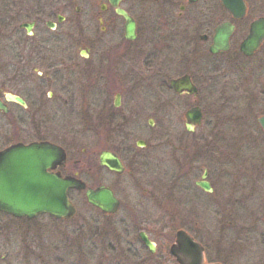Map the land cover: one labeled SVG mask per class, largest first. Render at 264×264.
I'll return each instance as SVG.
<instances>
[{"label":"flooded vegetation","instance_id":"af4514ba","mask_svg":"<svg viewBox=\"0 0 264 264\" xmlns=\"http://www.w3.org/2000/svg\"><path fill=\"white\" fill-rule=\"evenodd\" d=\"M0 1H5L11 9L17 6L32 11L28 22L23 23L27 27H20V32L12 36L8 49L0 48V154L15 146L27 149L39 145L44 152L54 146L64 152L65 159L54 164L49 159L47 173L78 179L87 189L105 187L114 192L118 210L113 214H105L90 205L85 191L69 192V196L72 192L81 193L85 207L99 214L105 228L110 226L117 235L104 249L107 256L103 260L107 264H179L171 248L177 244L181 232L202 247L203 264H234L236 255L231 250L223 254L222 249H212L211 240L226 242L234 234V239L239 241L251 230L210 226L212 219L222 222L231 217L226 212L213 217L206 210L205 198L213 192L214 184L207 170H201L203 174L195 182L197 172L190 162L194 143L186 146L180 141L183 146L177 151H182L185 162L174 157L178 163H175L177 172L172 176V189L165 192L161 189L156 195L131 193V188L137 192L143 185L136 179L138 174H145L157 165L165 167L166 163L155 151L158 145L167 142L161 141L167 133L158 136L149 132L144 123L153 126L159 116L167 120L175 117L171 103L163 102L162 97L167 83L164 78H168L162 74L163 67L169 68L174 61L159 46L172 41L150 38L143 21L148 2L158 4L159 14L175 17L184 31L191 32L188 40L195 42V49L203 47L201 51L206 52V58L224 59L236 52V57L251 60L262 54L259 60L264 63V40L251 56L241 49L252 24L264 21V0H243L245 14L239 19L233 18L221 0H120L116 6L111 0H82V7L88 2L96 10L92 14L87 10L84 15L95 19L96 31L88 30L87 18H82L83 9L75 7L74 2ZM118 9L135 23L132 38L127 36V21ZM218 13L227 18L218 19ZM71 15L76 26L74 34L71 31L62 36L52 35L59 32ZM223 24L233 27L228 47L212 53L217 29ZM65 43L78 47V51L65 50ZM166 48L169 50L170 45ZM195 62L188 60L185 73L168 82L179 97L195 98L188 93L178 94L170 86L172 80L187 75L196 85L190 73ZM204 69L216 72L217 66ZM210 74L204 80L211 81ZM154 141L159 144L154 146ZM105 155L109 156L105 159L108 166L102 164ZM202 183H208L212 192L203 189ZM179 198L178 208L173 206L175 209L170 210L168 206ZM70 200L74 204L71 197ZM189 201L199 202L201 210H187ZM45 218L54 223L70 221L46 213L33 218L15 216L0 208V264H33L34 224ZM99 228L94 224L92 234H98ZM18 239L21 242H14ZM80 246L83 242L77 246L82 256Z\"/></svg>","mask_w":264,"mask_h":264},{"label":"rangeland","instance_id":"374dc122","mask_svg":"<svg viewBox=\"0 0 264 264\" xmlns=\"http://www.w3.org/2000/svg\"><path fill=\"white\" fill-rule=\"evenodd\" d=\"M35 1L55 2L56 0ZM81 1L61 0L59 3L74 2L75 7H81L82 18H87L85 24L88 30L96 31L98 27L95 19L93 20L91 15L84 16L87 10L91 14L96 10L91 9L88 2L82 7ZM157 5L148 2L143 25L146 26L148 36L153 40L172 41L159 43V46L162 52L168 51L169 54L166 56L174 61L169 68L167 65L163 67L162 74L168 78H164L167 83L163 88L162 97L163 102L171 103L170 110L175 117L173 120H167L159 116L153 126L148 122L144 123L149 132L158 133V136L167 133L164 136L165 140L161 141L169 143L158 145L155 151V154L165 159L166 163L165 167L157 165L145 174L144 172L138 174L136 179L143 182V185L137 192L131 188V193L142 196L156 195L161 189L163 192L167 188L172 189V176L177 172L175 163H178L175 159L185 162L182 151H177V148L183 146L184 142L186 146L194 143L190 162L195 168L194 172H197L195 182L202 176L201 170H207L209 180L214 184L213 192L207 194L205 198L208 201L206 210L210 211L213 217L215 214L225 212L231 217L223 219L224 224H219L222 223L221 219L217 220L218 223L212 219L210 226L236 229L245 227L251 230L250 234L242 235L239 241L234 239V234L230 235V239L226 242L212 238V249H222L223 254H226V250H231L236 255L233 258L234 264H264V135L258 124V118L264 115V67L262 66L264 63L259 60L262 54L251 60L236 57V52L228 54L224 59L206 58V52L201 51L204 50L203 47L195 49V42L188 40L191 32L184 31L182 29L184 26L178 19L175 20V17L164 12L159 14ZM6 6L5 1H0V48L4 50L8 49L6 47L8 43L13 42L12 36L19 33V26L28 22L32 12L26 8L19 9L20 7L15 6L11 9ZM217 15L218 19L227 18L220 13ZM73 19L74 15L68 17L67 23L60 27L59 32L52 35L62 36L71 31L74 34L76 26ZM173 20H175L174 25L171 23ZM168 45H170L169 50L166 48ZM65 50L76 52L78 47L65 43ZM200 55L201 57L198 58ZM188 60L196 61L190 73L193 74L199 89L198 96L190 99L177 96L168 83L170 79L185 73ZM209 65L217 66L216 72H213V69L212 71L204 69ZM209 74L212 80H204ZM154 92L152 90L151 94L154 95ZM193 106L202 109L204 122L195 132L189 133L186 130L185 114ZM181 140H183L182 145ZM83 141L90 143L88 139ZM157 144L159 143L154 141V146ZM149 146L147 150L150 149ZM86 180L89 181L87 178ZM145 188L148 191H145ZM82 196L77 192L70 194L78 208L74 219L54 223L45 218L35 222L36 257L33 264H107L103 260L107 256L104 249L117 235L110 226L105 228L99 214L85 207ZM180 200L179 198L168 208L170 210L178 208ZM187 203V210L193 212L201 210L199 202ZM94 224L101 228L96 235L91 232ZM92 236H94L93 241ZM14 242H21V239ZM80 242H83V246L79 247L83 249L82 256L79 255L77 248Z\"/></svg>","mask_w":264,"mask_h":264},{"label":"water","instance_id":"95a60500","mask_svg":"<svg viewBox=\"0 0 264 264\" xmlns=\"http://www.w3.org/2000/svg\"><path fill=\"white\" fill-rule=\"evenodd\" d=\"M111 1L116 6L120 0ZM221 1L234 18L239 19L244 16L245 4L243 0ZM118 13L125 17L127 36L132 38L135 29L133 19L122 10H118ZM232 30L233 27L229 24H224L217 29L215 46L211 48L212 53L227 49ZM263 40L264 21L259 20L252 24L250 35L241 49L250 56L259 48ZM171 87L180 94L184 91L190 95L198 93L188 76L173 80ZM186 119L187 130L193 131L195 127L201 125L203 113L199 107L192 108L186 113ZM258 122L264 131V116ZM40 148L39 145H32L27 149L15 146L6 153L0 154V208L13 215L29 218L47 213L57 219H72L76 214V209L68 198V191L71 189L84 191L86 185L75 178L67 177L64 179L60 175L48 174L46 170L49 168V159L55 163L61 159L64 160L65 155L64 152L62 153L60 149L54 146L51 149L47 148L46 152ZM44 156H46L45 160ZM9 157L11 158L8 159ZM17 157L20 159L17 160ZM106 158L109 156L105 155L102 158L103 165H107ZM201 186L206 191H211L209 184L202 183ZM16 195L18 199L15 198ZM86 197L91 205L98 207L104 213H114L118 209V201L108 188L88 189ZM183 236L184 233H179L178 245L171 248L172 254L180 264H203L202 248L188 237L185 239Z\"/></svg>","mask_w":264,"mask_h":264}]
</instances>
